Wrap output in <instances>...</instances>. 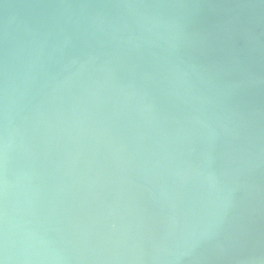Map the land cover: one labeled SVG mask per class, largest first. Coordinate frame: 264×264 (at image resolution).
Wrapping results in <instances>:
<instances>
[{"label":"water","instance_id":"water-1","mask_svg":"<svg viewBox=\"0 0 264 264\" xmlns=\"http://www.w3.org/2000/svg\"><path fill=\"white\" fill-rule=\"evenodd\" d=\"M0 264H264V0H0Z\"/></svg>","mask_w":264,"mask_h":264}]
</instances>
